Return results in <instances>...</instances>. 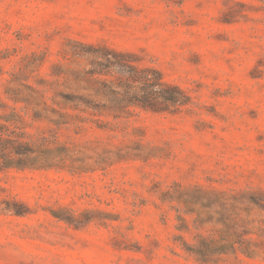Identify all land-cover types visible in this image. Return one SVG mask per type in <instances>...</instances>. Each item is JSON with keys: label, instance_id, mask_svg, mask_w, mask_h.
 Returning a JSON list of instances; mask_svg holds the SVG:
<instances>
[{"label": "rangeland", "instance_id": "obj_1", "mask_svg": "<svg viewBox=\"0 0 264 264\" xmlns=\"http://www.w3.org/2000/svg\"><path fill=\"white\" fill-rule=\"evenodd\" d=\"M72 40L136 51L192 100L135 108L104 169H0V264H264L188 257L159 198L174 183L264 190V0H0V101L23 105L6 90L50 78Z\"/></svg>", "mask_w": 264, "mask_h": 264}, {"label": "trees", "instance_id": "obj_2", "mask_svg": "<svg viewBox=\"0 0 264 264\" xmlns=\"http://www.w3.org/2000/svg\"><path fill=\"white\" fill-rule=\"evenodd\" d=\"M142 60L136 51L72 40L62 59L52 64L50 78H39L36 86L23 84L25 90L17 95L6 90L8 98L23 105L9 107L0 101V169H104L113 156L108 148L115 146L112 139L130 134L125 120L135 108L176 114L191 103L183 87L166 78L152 60ZM5 108L7 113L1 111ZM29 119L45 126L30 134L25 130L32 124ZM89 131L105 137L89 139ZM159 198L175 211L172 240L188 257L200 263L239 255L264 259L263 189L174 183ZM184 233H191L190 238Z\"/></svg>", "mask_w": 264, "mask_h": 264}]
</instances>
